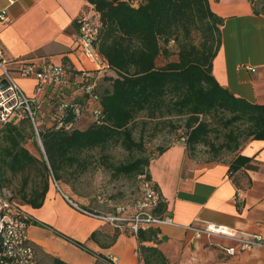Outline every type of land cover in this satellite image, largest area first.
<instances>
[{"label":"crops","instance_id":"crops-1","mask_svg":"<svg viewBox=\"0 0 264 264\" xmlns=\"http://www.w3.org/2000/svg\"><path fill=\"white\" fill-rule=\"evenodd\" d=\"M208 3L223 18L221 42L212 60L213 76L236 97L263 104V1ZM1 12L7 18L0 21L1 54L27 95L37 98L40 92H36L33 78L19 76L21 61H53L68 64L64 66L72 71L91 65L75 50L78 18L83 14L99 17L86 0H0ZM108 75H114L113 71ZM103 83L110 85L105 76L101 77L96 86L98 92ZM73 88L74 84L65 89L66 93ZM51 95L52 89L47 87L42 95L43 108H50L47 100ZM75 97L84 100L79 92ZM47 114L46 119L51 121L53 113ZM89 123L90 117L85 113L78 127ZM164 147L149 158L146 167L166 206L163 216L171 220L140 229H155L154 238L140 241L130 229L110 225L97 215L113 213L118 203L101 201L75 189L71 182L60 180L59 185L49 186L40 207H20L29 217L27 236L38 263L56 264L58 260L63 264H109L114 257L117 264H145L140 250L143 244L156 247L165 264H264V246L228 254L224 247L234 246V238L196 236L193 229L187 228L216 223L260 235L264 241V140L251 139L241 147L239 153L250 158L251 167L236 172H229L227 161L188 156L183 139Z\"/></svg>","mask_w":264,"mask_h":264},{"label":"trees","instance_id":"trees-1","mask_svg":"<svg viewBox=\"0 0 264 264\" xmlns=\"http://www.w3.org/2000/svg\"><path fill=\"white\" fill-rule=\"evenodd\" d=\"M86 1L99 15L96 49L110 65L102 76L110 85L101 92L95 89L103 118L79 128L80 118L71 130L55 128L53 120L51 125H42L38 137L43 149L37 157L26 145L28 140L37 145L29 116L24 112L22 118L12 117L0 125V185H6L9 174L21 173L19 197L23 204L40 207L51 177L56 183L69 168H83L90 150L103 151L115 144L128 151L142 150L143 143L133 135L141 118L144 125L156 120L160 126H173L172 118H178V126L185 130L179 139L184 140L188 156L204 145L213 153L211 160L229 162V172L251 167L250 158L239 150L248 140H264V103L236 97L213 76L212 60L221 42L223 18L211 10L208 0ZM170 40L178 46L175 58H171ZM161 56L165 63L159 64ZM110 71L114 75H108ZM52 96L47 100L50 108L41 107L38 116L45 118L48 111H56ZM212 133L218 141L211 139ZM164 148L159 147L158 153ZM222 153L231 154V159H219ZM101 157L105 159L106 154ZM148 163L149 157H137L112 165V169L114 174L136 176L146 172L149 177ZM165 209L159 200L152 212L163 216ZM155 234V229H139L137 237L142 241ZM140 250L145 264H165L156 247L140 244Z\"/></svg>","mask_w":264,"mask_h":264},{"label":"built area","instance_id":"built-area-1","mask_svg":"<svg viewBox=\"0 0 264 264\" xmlns=\"http://www.w3.org/2000/svg\"><path fill=\"white\" fill-rule=\"evenodd\" d=\"M0 21L7 18L4 12L0 13ZM78 38L76 51L90 62L89 67L79 70H69L63 64L53 61H21L17 72L20 77L33 78L36 92L44 91L47 87L52 89V98L55 99L56 111L53 112L55 128L65 130L73 129L75 123L85 114L89 113L92 119L100 122L103 118L96 92L98 80L110 70L107 60L97 51L95 42L100 29V21L95 14H83L78 20ZM1 79H6L7 87L0 88V125L7 123L12 117L20 116L26 112L31 122L41 111V104L36 96L27 95L17 83L14 76L6 66V60L1 54L0 44ZM0 79V81H1ZM69 93L65 89L72 88ZM79 92L84 96L83 101L75 97ZM53 101H51V104ZM38 135V131L36 130ZM140 196L134 202L118 204L113 213L98 214L97 216L116 228H128L137 233L139 229L150 225L170 223L165 216H157L152 209L160 200V193L154 187L146 172L137 175ZM96 215V213H95ZM29 217L20 206L8 201L0 188V264H39L33 245L27 236ZM193 229L196 236L220 235L234 238V246L224 247L228 254L240 250L264 246L260 235L239 232L233 228L216 223H207L203 227L187 226ZM109 264H117L114 257Z\"/></svg>","mask_w":264,"mask_h":264},{"label":"rangeland","instance_id":"rangeland-1","mask_svg":"<svg viewBox=\"0 0 264 264\" xmlns=\"http://www.w3.org/2000/svg\"><path fill=\"white\" fill-rule=\"evenodd\" d=\"M132 2L134 3L135 1ZM193 35L196 36L195 31L193 32ZM161 45H163L162 42ZM168 47L173 51L171 58H175L174 54H176L178 49L177 43L174 40H170ZM158 63H165V58L161 56ZM105 85L106 84L103 83L102 89L106 87ZM42 95L43 91H41L37 97V101L40 104L42 102ZM23 116V113H21L20 116H16V118L19 119ZM88 116L90 117V120H92V116L90 114H88ZM45 119L46 116L45 118L37 116L35 123H32L37 145L33 144L30 140H28L26 144L31 152L37 157L40 156L42 150L36 130L38 131V129L42 128V125H51L52 122L49 120L46 121ZM141 119L137 120L133 135L137 141L143 143L142 150L134 149L128 151L119 144L108 145L103 151L98 148L92 149L84 157L87 160V163L83 168L79 165L69 168L68 171L61 173L62 176L60 180H63L64 182L67 180L74 185L75 189L93 194L96 198L104 202L110 201L112 204H128L136 201L140 196L137 175L114 174L112 165L127 163L137 157L150 158L153 154L158 153L159 147H164L180 140L179 137L185 131L182 126H178L180 125V120L178 118H172L174 127L170 124L165 126L157 125L156 120H151L144 125L142 124ZM211 139L218 141L213 133L211 134ZM102 154H106L105 159L101 157ZM193 156L200 160L208 161L213 157V153L206 146L199 145ZM218 157L219 159L230 160L232 155L222 153L218 155ZM33 176L34 172L32 171V173H30L31 178L28 182V186L32 183ZM21 177V173L14 176L9 174V181L6 185H0L3 196L12 204L20 207L23 205V202L19 197ZM60 180L56 183L60 184ZM50 183L55 186L57 185L52 177Z\"/></svg>","mask_w":264,"mask_h":264},{"label":"water","instance_id":"water-1","mask_svg":"<svg viewBox=\"0 0 264 264\" xmlns=\"http://www.w3.org/2000/svg\"><path fill=\"white\" fill-rule=\"evenodd\" d=\"M7 85H8L7 80L6 79H1V81H0V88H5V87H7ZM42 149H43V147H42Z\"/></svg>","mask_w":264,"mask_h":264}]
</instances>
